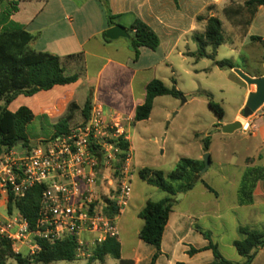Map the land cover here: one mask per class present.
Masks as SVG:
<instances>
[{
  "label": "rangeland",
  "instance_id": "obj_1",
  "mask_svg": "<svg viewBox=\"0 0 264 264\" xmlns=\"http://www.w3.org/2000/svg\"><path fill=\"white\" fill-rule=\"evenodd\" d=\"M241 3V0H237L233 5ZM216 16L222 22L224 41L217 47L214 58L209 57L213 53L211 45L206 46V55H197L199 44L196 37L204 32V28L198 24L194 31L180 37L177 47L170 51L167 60L157 66L156 78L167 87L174 86L180 94L155 97L147 119L132 120L124 127L130 154V193L123 212L115 220L118 231L116 238L120 243L121 257L132 258L136 264H149L155 251L153 245L138 237V231L143 225L139 212L147 200L158 201L170 197L139 177L138 171L142 168L160 170L167 177L182 158L203 161L204 154L209 155V166L204 172L199 171L193 188L172 197V208L161 241L163 256L157 264L210 263L213 260L210 249L193 256L186 252L190 247L208 244L198 229L210 234V241L217 245L224 258L240 263L244 258L233 246V241L241 238L238 228L246 226L264 232V212L250 211L248 207L231 208L235 199L238 201L237 191L245 171V159L252 156L251 148L254 145L247 148L245 137L249 132L242 130L250 116L244 118L240 115L237 119L242 129L227 134L221 131V126L238 113L247 90V85L233 69H241L250 76L260 74L264 46L262 43L245 41L247 14L233 20L219 10ZM179 50L181 53H178ZM223 59L230 60L234 67H218L216 61ZM27 99L28 96H19L8 105L9 110L26 106L24 104ZM208 101L222 108L223 115L220 118L208 106ZM2 104L0 100V106ZM62 116L52 121L45 115H37L34 121L26 125L28 146L18 143L14 146L16 151L31 150L39 144V140L49 138L54 131L53 125ZM81 119L80 112L75 111L68 126L79 124ZM205 139H208V150L204 147ZM105 173L108 174V171ZM169 182L173 186L178 184ZM203 182L213 191H209ZM114 183L113 180L110 196ZM0 214L6 215L3 205H0ZM20 251L27 252L25 248H20ZM86 263L87 258L80 256L72 261H56L51 264ZM6 264H16V261L8 258ZM90 264H118V261L106 257L103 262L96 260ZM255 264H264L263 253L258 256Z\"/></svg>",
  "mask_w": 264,
  "mask_h": 264
},
{
  "label": "crops",
  "instance_id": "obj_2",
  "mask_svg": "<svg viewBox=\"0 0 264 264\" xmlns=\"http://www.w3.org/2000/svg\"><path fill=\"white\" fill-rule=\"evenodd\" d=\"M235 1L237 0H0V29L10 21L24 25L34 35L29 43L31 49L57 55L66 75H78V79L72 83L55 85L49 90H40L28 96L24 105L33 113L32 121L37 115H45L53 121L64 115L71 102L78 107L75 111L80 112L89 99L91 109L100 108L108 121L117 123L125 132L124 127L133 120L136 106L145 100L147 83L156 78L157 66L167 60L170 51L177 47L180 37L194 31L198 24L204 28L206 17L216 15V11L243 4L233 5ZM9 2H16L18 9L5 20ZM210 5L213 10H207ZM110 15L111 25L108 21ZM198 16L203 18L198 20ZM241 16H232L230 19L235 20ZM135 18L145 22L157 34L159 46L156 50L140 48L133 51L129 48L127 39L122 37L104 41L102 33L105 36L106 29L116 24L128 28ZM247 20L245 41L262 43L264 46V7H258L253 17H248ZM250 36L261 39L251 40ZM263 64L264 58L261 75L264 73ZM253 76L257 77L259 74ZM248 92L247 87L238 113L229 122L240 118V110ZM19 107H15L13 111ZM244 125L245 129H241L249 132L245 137L247 148L254 146L251 148L252 156L245 159L243 171L253 166L264 168V105ZM238 207L264 212V177L256 182L251 203L239 204L235 199L231 208ZM204 246L206 245L194 248ZM160 250L161 254L155 264L163 256L162 248ZM199 253L201 252L193 255ZM262 253L264 254V247L257 251L251 264H255ZM165 255L168 259V254Z\"/></svg>",
  "mask_w": 264,
  "mask_h": 264
},
{
  "label": "trees",
  "instance_id": "obj_3",
  "mask_svg": "<svg viewBox=\"0 0 264 264\" xmlns=\"http://www.w3.org/2000/svg\"><path fill=\"white\" fill-rule=\"evenodd\" d=\"M260 6L264 7V0H245L242 5L223 8L222 12L229 18L241 16L244 13L251 18ZM212 7V5L208 6L207 10L212 9ZM17 9L16 2H9L5 20ZM111 18V15L108 16L110 25L113 24ZM197 18L199 20L203 16ZM248 22L246 20V24ZM125 29L130 35L127 41L131 50L137 51L140 48H147L154 51L158 48L159 38L157 34L142 20L135 18L131 25ZM102 38L104 41L108 40L105 38L104 33H102ZM33 39L34 35L26 30L24 25L13 21L8 22L0 29V100L3 103L0 106V155L19 140H22L23 146H28L26 125L32 121L33 113L23 105L16 111L8 109V105L18 95L31 96L40 90H49L55 85L69 84L78 79L77 74L66 75L64 73L57 55L31 49L29 43ZM196 39L199 44L197 55L199 57L206 55L205 48L207 45H211L213 53L209 57L214 58L217 47L224 41L221 20L216 15L206 17L204 32ZM250 39L260 40L261 38L250 36ZM216 65L220 68L232 69L234 67V64L228 59L217 60ZM259 76H261V73ZM145 90L144 102L135 108L133 116L135 121L145 120L149 117L155 97L168 94L177 96L180 94L174 86L167 87L158 78L149 81ZM208 106L219 118L223 115L222 108L218 104L208 101ZM77 108L74 102L68 104L64 115L53 125L54 131L51 136L67 131L69 122ZM90 111L91 102L87 99L80 110L83 121L88 119ZM124 136V133L119 136V145L121 148L127 149L129 147L128 140ZM204 147L205 150H208V139L204 140ZM203 165V161L182 158L175 169L168 173L167 177L160 170L142 168L138 171V175L142 180L170 195V197L158 201L147 200L138 214L143 220V225L138 231V237L155 248L149 264H155L161 254L162 235L172 208V197L177 193H184L193 188ZM263 177L264 168L262 167L253 166L245 169L237 191L239 204L252 202V190L256 182L263 179ZM167 178L169 181L178 182V184L173 186ZM203 183L209 191H213L208 184ZM44 188V185L37 184L31 187L24 196L15 197L10 195L6 207L7 212L19 211L27 219L29 225L33 227L39 216L41 194ZM105 212L110 215L112 220L114 215L118 213L113 204L110 205V208L105 209ZM198 230L208 240V244L202 248L190 247L186 252L193 255L210 249L213 260L208 264H251L257 251L264 247V232L240 226L238 230L241 238L234 240L233 246L244 260L240 263H234L221 255L217 245L210 241L208 232ZM38 244L39 249L29 254L23 251L15 252L10 240H1L0 264H6L8 258H13L16 264H51L56 261H72L79 258L77 256L76 238L73 235L54 241L38 240ZM86 250L90 253L86 264L96 260L103 262L106 257L116 259L118 264H135L132 258L121 257L120 243L116 237H106L101 243L86 248ZM177 264L184 263L178 262Z\"/></svg>",
  "mask_w": 264,
  "mask_h": 264
},
{
  "label": "built area",
  "instance_id": "obj_4",
  "mask_svg": "<svg viewBox=\"0 0 264 264\" xmlns=\"http://www.w3.org/2000/svg\"><path fill=\"white\" fill-rule=\"evenodd\" d=\"M123 133L96 107L86 121L39 141L31 150L19 152L12 146L3 152L0 205L6 215L0 214V241L8 239L15 252L25 248L32 254L39 249L38 240L54 241L73 235L77 256L87 258L90 253L86 248L106 237H117L115 220L127 204L131 179L129 147L119 145ZM112 179L116 183L110 196ZM37 184L45 188L39 216L31 227L19 211L8 213L6 207L10 195L24 196ZM110 201L118 212L113 220L105 212Z\"/></svg>",
  "mask_w": 264,
  "mask_h": 264
},
{
  "label": "water",
  "instance_id": "obj_5",
  "mask_svg": "<svg viewBox=\"0 0 264 264\" xmlns=\"http://www.w3.org/2000/svg\"><path fill=\"white\" fill-rule=\"evenodd\" d=\"M119 37L126 39L130 37L129 33L123 26L116 24L106 29L105 38L117 39ZM233 70L249 88L246 101L242 109L240 110V115L244 118H248L264 104V73L261 76L255 77L248 75L247 73L243 72L241 69L238 68H234ZM252 86L253 89L251 88ZM240 128H242L241 122L239 120H235L233 122L223 124L221 126V131L227 134L232 133ZM21 142L22 140H19L16 144ZM16 144H14L13 146H15ZM203 162L204 165L201 169V173L204 172L209 166L208 154H204Z\"/></svg>",
  "mask_w": 264,
  "mask_h": 264
},
{
  "label": "bare ground",
  "instance_id": "obj_6",
  "mask_svg": "<svg viewBox=\"0 0 264 264\" xmlns=\"http://www.w3.org/2000/svg\"><path fill=\"white\" fill-rule=\"evenodd\" d=\"M246 125H244V127H245Z\"/></svg>",
  "mask_w": 264,
  "mask_h": 264
}]
</instances>
